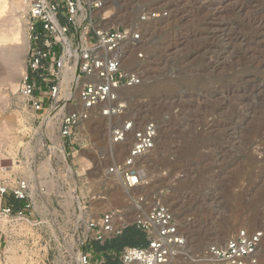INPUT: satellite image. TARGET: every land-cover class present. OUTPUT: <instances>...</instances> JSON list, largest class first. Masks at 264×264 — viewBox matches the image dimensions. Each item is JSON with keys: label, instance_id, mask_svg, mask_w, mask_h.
Wrapping results in <instances>:
<instances>
[{"label": "rangeland", "instance_id": "rangeland-1", "mask_svg": "<svg viewBox=\"0 0 264 264\" xmlns=\"http://www.w3.org/2000/svg\"><path fill=\"white\" fill-rule=\"evenodd\" d=\"M104 1L115 8L108 25L142 29L144 58L132 50L137 63L124 67L138 69L143 83L125 90L124 114L81 125L79 146L66 150V161L43 146L19 90L30 49L27 3L0 0V178L32 181L30 216L41 226L38 238L18 233L0 264H79L83 218L116 208L128 215H118L122 224L132 222L131 198L141 193L153 203L172 201L187 239V256L176 264H194L210 244L264 226V0ZM102 8L96 18L104 24ZM149 10L161 17L143 21ZM150 119L159 138L139 160L142 189L127 192L106 174L128 148L111 144L110 127L131 120L138 128ZM51 136L59 139L56 131ZM255 264H264V248Z\"/></svg>", "mask_w": 264, "mask_h": 264}, {"label": "built area", "instance_id": "built-area-1", "mask_svg": "<svg viewBox=\"0 0 264 264\" xmlns=\"http://www.w3.org/2000/svg\"><path fill=\"white\" fill-rule=\"evenodd\" d=\"M104 2L25 0L30 49L19 90L31 125L40 124L43 146L49 150L54 149L50 141L54 131L59 139H52L65 152L77 149L81 125L92 118L124 114L128 107L125 90L143 83L142 73L138 69H126L123 63L125 55L132 50L139 59L144 58L142 29L106 27L98 22L96 13ZM160 17V12L149 10L141 18L148 21ZM48 119L50 126L46 123ZM158 129L153 119L138 128L131 120L110 127L111 144H125L128 148L122 158L107 167L106 174L127 192L143 184L139 160L155 149ZM64 159L68 161V155ZM63 181L77 183L78 178L66 177ZM38 191L45 195L48 189L41 186ZM33 199L29 178L16 177L11 181L8 177L0 178V252L18 233L28 239L36 233L37 238L41 236V226L30 216ZM131 202L137 210L132 222L122 224L116 208L105 210L98 218H83L84 230L75 242L79 264H105L104 258L93 260L92 244H103L120 236L130 224L145 232L147 245L125 246L117 253L116 264H176L179 257L187 256V239L168 205L150 202L148 193L134 195ZM18 203L21 205L17 206ZM263 239L264 226L245 227L225 244H210L191 259L194 264H255Z\"/></svg>", "mask_w": 264, "mask_h": 264}, {"label": "bare ground", "instance_id": "bare-ground-1", "mask_svg": "<svg viewBox=\"0 0 264 264\" xmlns=\"http://www.w3.org/2000/svg\"><path fill=\"white\" fill-rule=\"evenodd\" d=\"M1 1H3V0H1ZM2 3V2H1ZM1 3H0V8L1 9H4L3 7H4V5L2 6L1 5ZM107 9V12L105 13V15L103 16L104 18V20H106V22L103 24L104 26H106V27H108V26H110V25H108L109 23L111 24L112 23V19H111V21H107L109 18H111V15L115 12V8H113L112 6H106V5H104L103 6V8H102V11L104 10V9ZM0 9V10H1ZM3 12V11H2ZM99 13V12H98ZM101 14V13H100ZM121 15H122V13H121ZM120 18V17H119ZM18 42H19V40H18ZM19 45L21 44L20 42L18 43ZM21 47V46H20ZM130 54V53H129ZM128 53L125 55V57H124V59H123V63H124V65L126 66V67H128V68H131V67H133L136 63H137V60L136 59H133L132 57H130V55H129ZM139 86H137V88H138ZM134 88H136V87H134ZM154 88V87H153ZM133 89V88H132ZM132 89H127V90H129V91H131ZM133 94V93H132ZM131 93H130V96L132 95ZM97 119H104L103 117H98ZM46 123H47V125L48 126H50V124H51V120L50 119H48L47 121H46ZM119 125H121V124H119ZM119 125H117V126H119ZM114 127H116V126H114ZM113 126L111 127V128H114ZM158 138H159V135H158V137H157V140H158ZM157 140H156V144H157ZM50 141H51V145H52V147L55 149V151H59V152H61V154L63 155V157H65L66 159H67V154H66V152H65V150H63L62 148H60V145H59V143L58 142H56L55 140H53L52 139V137L50 138ZM122 145H125V144H122ZM122 145H120V146H122ZM112 151H113V148H112ZM115 153H118L119 154V152H114L113 153V155H115ZM12 166L10 165V166H7V167H3L4 169H6V170H8V169H10ZM9 171V170H8ZM143 172H144V169L142 170V179H144V177H145V175L143 174ZM144 183V182H143ZM139 189H142L141 188V186L140 187H138V188H136L135 190H139ZM134 190V191H135ZM127 197H128V194H127ZM173 200V199H172ZM166 203H164V204H166V205H168V206H170L171 204V202H170V200H168V198L166 199V201H165ZM129 212V211H128ZM118 215L120 216V218L121 219H126L127 217H128V215H127V213L125 212H123V215H122V212H118ZM119 216H118V218H119ZM254 218H256V217H254ZM128 220V219H127ZM180 230H181V232L183 233V231H182V229H181V227H180ZM183 235H184V233H183ZM185 236V235H184ZM186 237V236H185ZM227 237V236H226ZM228 239L229 238H227V239H225L223 242H219V243H215V244H225L227 241H228ZM263 241V240H262ZM264 243V242H263ZM263 243L261 242V244H260V246H259V249H260V251H261V249L262 248H264V246H262L263 245ZM259 249H258V253H259Z\"/></svg>", "mask_w": 264, "mask_h": 264}, {"label": "crops", "instance_id": "crops-1", "mask_svg": "<svg viewBox=\"0 0 264 264\" xmlns=\"http://www.w3.org/2000/svg\"><path fill=\"white\" fill-rule=\"evenodd\" d=\"M21 205V203H20ZM126 231H131V232H136L138 234V236L136 237V241H139L141 239V236L144 237L146 239V242H147V236L145 234L144 231H142L141 229H139L137 227V225L135 224H130L128 225L127 227H125L123 229V232L122 234H124V232ZM120 236H117L115 237L114 239L112 240H108L106 241L105 243H98V242H94L92 245H93V260H96V259H100V258H104L106 263H110V264H116L118 262V259L116 257V255L119 254V252L124 248H121L120 250H114V249H108V250H97L96 247L97 246H100V247H103L106 243L108 242H111V241H114L116 239H118ZM147 245V244H146ZM129 246V245H127ZM92 251V250H91ZM118 253V254H117Z\"/></svg>", "mask_w": 264, "mask_h": 264}, {"label": "trees", "instance_id": "trees-1", "mask_svg": "<svg viewBox=\"0 0 264 264\" xmlns=\"http://www.w3.org/2000/svg\"><path fill=\"white\" fill-rule=\"evenodd\" d=\"M17 206H20L18 203ZM138 234L136 232L126 231L124 234H121L120 237L114 241L106 243L103 247L97 246V250H108V249H114V250H120L121 248L129 245V246H138L142 247L147 244L146 239L141 236V239L139 241H136V237ZM110 264V263H107Z\"/></svg>", "mask_w": 264, "mask_h": 264}]
</instances>
